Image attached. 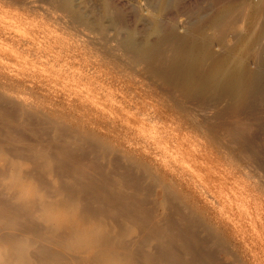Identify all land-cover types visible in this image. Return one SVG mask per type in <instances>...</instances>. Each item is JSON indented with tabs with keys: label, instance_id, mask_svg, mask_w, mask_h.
I'll return each instance as SVG.
<instances>
[{
	"label": "bare ground",
	"instance_id": "obj_1",
	"mask_svg": "<svg viewBox=\"0 0 264 264\" xmlns=\"http://www.w3.org/2000/svg\"><path fill=\"white\" fill-rule=\"evenodd\" d=\"M47 1L86 27L84 46L96 45L105 55L115 54L111 41L117 37L121 47L117 44L116 50L123 47L121 52L129 55L128 60L119 57L117 61H127L139 71L148 97L167 102L168 110L185 116L208 112L193 108L202 106L191 105L199 99L204 110H212L215 116L203 121L187 116L173 122L176 126L168 124L194 145L200 159L186 160L175 153L180 170H165L159 153L134 146L131 126L119 134L115 127L100 128L98 121L87 125L83 118L82 128L75 127L65 117L51 115L47 104L20 100L15 88L0 81V264H229L232 258L234 264L240 262L238 244L231 236L230 247L226 245L225 225L198 194L204 187L196 171L202 168L197 163L210 167L222 161L219 147L240 146L263 174L264 138L251 131L260 126L258 118L264 115V0H212L207 11L201 10L203 14L187 18L181 11L187 0H150L149 26L144 24L143 35L123 29V11L114 8L113 0H99L97 16L75 0H56V4L52 0L55 5ZM44 3L0 0V66L7 46L11 62H16L18 53L26 58L30 75L46 80L63 75L54 70L58 61H47L41 47L32 51L33 38L18 24L24 20L20 9L45 18L60 13L52 15V7ZM5 12L15 21L7 28ZM58 20L69 22L63 17ZM88 57L87 62L93 63ZM108 68L103 76L111 79ZM72 76L85 81L81 92H93L92 76L85 78L81 72ZM245 115H258V120L253 117L258 124L244 123ZM111 131L114 144L108 137ZM225 158L231 160L227 167L237 160ZM14 172L27 195H21L19 186L5 185Z\"/></svg>",
	"mask_w": 264,
	"mask_h": 264
},
{
	"label": "rangeland",
	"instance_id": "obj_2",
	"mask_svg": "<svg viewBox=\"0 0 264 264\" xmlns=\"http://www.w3.org/2000/svg\"><path fill=\"white\" fill-rule=\"evenodd\" d=\"M50 1H51L50 5H55L57 3L56 0H53L55 4L53 3L52 0H50ZM113 1L114 2H112V3L114 5V8H116V10L118 9L121 12L122 11L124 12V13L122 12V16H123V19L126 21L123 20L125 22V23L123 22L124 23L123 29H125V30H137V31H139L140 35H143L145 32L144 30H146V27H145L146 25H144V24H147L149 26V24L147 23L148 21H146V17H147L146 9H149V7H150V0H146V1L145 0H136V1L135 0H113ZM47 2L48 1L45 0V3H44L45 6L50 3V2H48V3ZM99 2H100L99 0H96V1L95 0H75V3L79 7H82V9H84V10L86 9L85 10L86 12H89L91 14H93V12H94L95 15L93 14V16H97L98 13H100V6H99L100 3ZM209 2H210V4H209ZM97 3H99V4H97ZM203 3H205V4H203ZM95 4H96V6H95ZM131 4H132V6H131ZM211 4H212V0H187L184 3V6L182 7V10H181V11L187 13L186 15H183V17L187 18L188 15H191V14L193 15V13L194 14L196 13L194 16H198L199 14L202 13V11L203 12H205V10L207 11V9H209L208 7H210ZM83 5L85 8L83 7ZM90 5H92V6H90ZM48 6H47V8H48ZM51 7L49 6V9ZM14 8L15 7H13L11 10H13V12L15 13V12H17V10H15ZM57 8H58V5H57V7L55 5V8L52 7V9H50V11L52 12V15H53V13H55V15L57 14V12L59 13L60 10H58ZM198 8H200V9L198 10ZM205 8H207V9H205ZM133 9H134V11H133ZM135 9H136V11H135ZM138 9H141V10H138ZM185 9H187V10H185ZM87 10H89V11H87ZM55 11H57V12H55ZM18 12H20L24 18L23 21L18 22L19 26L23 27V28H27V30L29 32V36H31L33 38L34 44H32V51H37L38 48L41 47V49L44 50V52L46 54L45 58L47 59V61H50V63H52V62H55L57 59L58 65H55L54 70H57V71L61 70L62 74H63L59 78L58 77L52 78L50 76H47L46 80H43L42 76L36 75L38 78H35L33 82H29V81L25 82L29 91H33L32 93L34 95L38 94V96L41 97L44 94L42 96L43 99L50 102L47 105H49V107L51 109V113H50L51 115H61V116L65 117L66 122H68L71 125H75V127H79V128L83 125V124L81 125L79 123V121L83 118H84L83 120H85L87 125L89 123H92V122L96 123L98 121L99 124H96V126L99 125L100 128H102V127L106 128L105 126H107V128L115 127V129H116L115 132L119 133V134H120V131L122 130L123 127H128V126L130 127L131 126V128L134 129L135 117L133 115H130V114L135 113L138 109L143 110V111L147 110L148 113L150 112V115L155 114L159 117H162L164 122L167 125L169 124L171 126H176L175 123H173V122L177 123V122H179V119H184V117H187V116H192V117L195 116L196 120H198V121H203L204 119H209V117L212 118L215 116V115H211L212 113H210V112L212 110H210V112H209V110H204L202 100H199V99L193 101V103L191 105L196 106L198 104L199 105L202 104V106H199V107L197 106L196 107L197 109L195 107H193V108L197 112H199L198 108H200L201 113H202V111H206V112L208 111L210 114L208 112L206 114H205V112H203V114H204L203 116L202 115H186V116L180 115V113H178L177 111L168 110V106L166 104L167 102L164 103L162 100H158L155 97L154 98L148 97L144 88L142 87V84H141V80H142L141 78L142 77L139 74V71L137 69H135L134 67L130 66L127 61L124 62V60H122L123 63L121 62V60L119 62L117 61V59H119V57H120V59H123V57L127 59L129 57V55H126L125 50H124V53L127 57H125L124 53L121 52V51H123V49H122L123 47L121 48L122 50L121 49L116 50V48L119 47V46H116L117 44H119L117 37L114 39L115 42L111 41V44L114 43L113 47H114L115 54L105 55L101 51H97V49L95 47L96 45L95 46L94 45H90V46H88V45L84 46L83 45V41L85 40V38H86L85 36L87 34L86 27L82 24H79L78 22L75 23L74 21H72V19L70 17H68L66 14H64L63 11H60V13L57 14L58 16L57 15L52 16L51 18H45L40 13L26 12L22 9H20ZM144 15H146V16H144ZM54 17H55V19H54ZM62 17L65 19V21H67V20L69 22L71 21V23L68 22V24L65 25V22L63 20H61L62 22L59 21L58 19L59 18L61 19ZM65 17H67V18H65ZM142 19H143V21H142ZM188 19H190V17ZM72 22H73L74 27L72 25ZM74 23L76 24V26ZM141 23H143V25ZM77 24H79V26H77ZM140 25H142V27H140ZM130 26H131V28H130ZM84 27H85V30H84ZM79 28L81 30H84V31H82V32L79 31L80 30ZM136 28H138V29H136ZM117 29L121 30L119 27ZM21 31H22V29H21ZM142 31H143V34L141 33ZM82 34H84V35H82ZM112 34L116 35L118 33H117V31H114V32L112 31ZM96 35L100 36L98 33ZM54 38L60 39V42L54 40ZM112 38H113V36H111V40H112ZM43 40H44V42H43ZM81 41H82V43H81ZM120 47H121V45H120ZM84 49H86V50H84ZM88 52H90V53H88ZM117 52H119L120 56H116V55H118ZM89 54H91V55H89ZM121 54H123L122 58H121ZM85 55L89 56L88 58L91 61H93V63L91 62V64H90V62H87L88 59L85 58L86 57ZM114 59L116 61H114ZM94 61H97L96 62L97 64ZM113 62H115V64H113ZM86 63H89L90 66H88ZM121 63H122V65H121ZM125 63H127L128 66ZM63 64H65V65H63ZM100 64H101L102 68L100 67ZM119 64H120V66H119ZM46 67L50 68V66H46ZM108 67H110V68H108ZM107 68L110 69V71H108V72H110V77H112L111 79H106L105 76H103V74L105 75V72H107V70H106ZM111 68H113V69H111ZM72 72L73 73L74 72H81L82 76L85 78L92 76V81H93L92 82L93 83V92H91L92 94L91 93L88 94L86 91L81 92V90L84 87L83 85H84L85 81L78 80V79L75 80L72 76V74H73ZM68 74H69V77H68ZM71 82H73V83H71ZM108 82H110V83H108ZM31 87L33 88V90H31L32 89ZM34 90L35 91L38 90V91L35 92ZM261 109H263V108H261ZM95 115L98 118V120H96ZM242 117H243V115H242ZM246 117H248V118L242 119V120H244V123L249 124L250 126H251V123H253V125L256 123V125H257L258 121H262V123L259 122L260 123L259 127H258V125L256 126L257 130L255 128H253L255 126L252 125L253 127H251V128H253V129H252V131L251 130L250 131L252 133H255L256 135L260 134L264 138V132H263V130H260V129H264V127H262L264 125L263 124L264 123V115H261L258 118L259 120L257 119L258 115H257V117L253 116V115H245L244 118H246ZM253 117L254 118L256 117L255 119L258 121L255 122L256 120ZM251 118L253 119V121ZM248 119L251 121H249ZM112 123H113V126H112ZM79 124H80V126H79ZM254 130H255V132H254ZM108 135H109L108 137L110 139L109 140L110 143L115 142V139L113 138L114 134L112 133V131H111V136L109 133H108ZM193 135H194V133H193ZM197 139L200 140L201 142H204L203 137H197ZM117 145H118V143H117ZM243 151H244L243 148L240 146H237L235 148L230 147V149H228L226 147H223V148L219 147V153H221L222 161H219L218 165L214 162L209 167V164L203 162V163H197V167H202L201 169H207L210 172L219 171V172H215V174L216 175L221 174L220 176H221L222 180L226 179V176H230L232 178L234 177L236 180L242 181L245 188L249 187L248 190H249L250 194H254V195L264 194V178H263L264 169L261 168V169H263V174H262V170H259L261 166L256 165L257 167H259V169L255 168L256 167L255 164H257V163L253 162V160L251 158L248 159L249 156L246 153H241ZM235 152H236V154H235ZM240 154H241V156H239ZM244 154H246V155H244ZM225 156H227V158H234V159L237 158V160H234L227 167L226 164H228L231 160L226 159ZM262 156H264V153ZM242 157H244V158L247 157V159L250 163L247 161V159L245 160ZM263 159H264V157H263ZM251 161L253 163H251ZM224 166H225V169H224ZM250 167L252 169H249ZM193 168H194V165H193ZM254 168H255V170H258L259 173H258V171H255ZM196 173L200 174L203 178V175L199 171H196ZM246 174H249L250 176L246 175ZM248 176H249V178H248ZM259 176L260 177L262 176L261 180H258V179H260ZM200 184H202L203 187L207 186L204 179L202 180V182ZM256 186H257V188H256ZM261 188H263V189H261ZM231 191L234 192L235 190L232 189ZM255 192H257V194ZM222 195L227 198L228 193L223 192ZM229 203H231V200H229ZM242 207L245 208L246 210L243 209ZM237 209H238L239 213L241 214V216H247L249 221H251L253 219L251 212L249 210V207H248V203L245 200H240L237 202ZM247 210H249V211H247ZM225 226H223L224 228H222V229H223L225 239L228 242V244H226V245L228 247H230L229 243L232 242L231 236H233L232 239H233V241L236 242V245L238 244L236 247L238 249V252H236L237 253L236 255L238 257L237 256L236 257L238 259H240L239 260L240 262H238L237 264H242V263H244V264H264V243L261 244L257 239L258 238L257 235H260L258 227L254 228L251 223L248 224L249 229H252V232L256 237V239H252L247 233H244L241 235V234H238L237 230H235L234 228H232L230 226H226V227ZM227 228H229V230H227ZM256 228H257V230H256ZM243 260H245V261H243ZM230 261H229V264H232V263L234 264L233 258Z\"/></svg>",
	"mask_w": 264,
	"mask_h": 264
},
{
	"label": "clouds",
	"instance_id": "obj_3",
	"mask_svg": "<svg viewBox=\"0 0 264 264\" xmlns=\"http://www.w3.org/2000/svg\"><path fill=\"white\" fill-rule=\"evenodd\" d=\"M8 21V23H5ZM15 23L9 19V14L5 12L4 27L7 28L9 24ZM8 48L5 47V58L2 66H0V81L6 86L10 85L16 89L14 95H17L20 100L29 104L45 105L50 103L40 96L31 93L26 86V81L34 79L30 75V69L25 67L26 58L21 57L18 53L15 54L16 62H11L8 58ZM19 65V70L17 66ZM135 117V127L132 129L136 147L144 149L153 155L159 153L158 159L161 161L165 170L169 168H177V157L175 153L186 160H198L200 157L194 151V145L186 140L182 133L170 128L163 120L155 114L150 115L148 112L138 109L135 113H131ZM219 172V171H215ZM215 172H210L207 169H201L200 173L206 182L203 192L199 191L202 200L209 205L210 211L215 219L227 226L237 230L238 234L247 233L252 239H256L249 229L248 224L251 223L253 227L259 229L258 241L264 243V194L254 195L250 194L249 190L245 188L242 181L226 176V179H221L220 175ZM235 181V182H234ZM196 182L199 184L198 178ZM6 186L21 187V195L28 193L23 190V181L15 172L12 177L4 181ZM203 187V185H200ZM234 189L235 191H231ZM227 192V198L222 195ZM231 200V203H229ZM245 200L248 203L249 210L252 215V220L249 221L247 216H241L237 209V202Z\"/></svg>",
	"mask_w": 264,
	"mask_h": 264
}]
</instances>
